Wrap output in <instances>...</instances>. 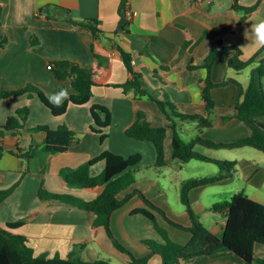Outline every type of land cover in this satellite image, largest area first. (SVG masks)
Segmentation results:
<instances>
[{"label": "crops", "instance_id": "1", "mask_svg": "<svg viewBox=\"0 0 264 264\" xmlns=\"http://www.w3.org/2000/svg\"><path fill=\"white\" fill-rule=\"evenodd\" d=\"M127 1L133 17L127 30H121V0H0V36L7 38L0 48V90H16L32 83L48 97L62 88L70 95L73 92L70 80L58 79L53 69L48 68L52 62L69 60L88 68L94 62L95 51L109 66V73L93 88L90 100L79 106L69 105L62 116L52 115L36 97L27 94L0 100V190L14 186L0 202V227L28 216L27 222L13 232L27 238L35 255L59 254L65 258L74 245L80 244L77 251L84 259L133 264L129 254L116 249L104 228L92 230L85 210L39 196L43 188L48 193H69L92 200L95 192L65 185L60 170L77 167L104 151L124 156L140 153L142 159L136 182L123 191L121 197L138 190L162 208L171 220L184 226L191 225V209L209 230L222 236L226 211H213L211 204L228 200L240 191L264 203V150L251 145H228L251 133L250 127L240 119L224 118L235 112L238 86L234 82L210 89L214 101L210 126L200 127L191 120L177 123L181 136L187 141L200 136L222 144L214 147L198 141L194 144L196 151L235 165L227 177L190 188L188 205L180 197L182 183L191 178L217 175L218 165L209 159L180 162L172 158V131L168 129L164 140L167 166L156 170L153 144L129 137L125 129L134 122L138 110H144L155 126L166 125L168 121L156 102L147 96L136 99L132 92L123 95L121 89L114 86L131 76L124 64L122 49L131 54L134 71L141 74L143 85L153 95L170 100L182 113L207 116L203 98L206 80L221 83L235 79L245 90L253 69L264 58L262 51L242 69L232 66L235 55L248 60L261 48L253 43L254 38L245 33V29L264 20V0H216L208 5L193 0ZM235 1L244 7H255L244 17V9L233 7ZM55 6L69 8L76 19L99 20L104 34L93 39L87 27L74 24ZM222 47L228 49L216 58L208 71L203 65L204 59L210 50ZM97 104L106 106L111 113V124L106 130L108 137L103 142L94 131L97 128L91 117V107ZM24 106L30 109L24 126L19 130L6 129L7 117ZM256 119L264 123V116ZM63 123L77 133L78 141L64 152H46L45 132L34 128L46 125L55 129ZM184 128L190 130L189 138L184 136ZM28 154H31L29 158ZM103 168L104 163L97 162L90 173L97 175ZM166 181L173 186V194L178 195L184 207H172L171 187ZM136 207H145L139 195H133L112 212L110 228L114 237L138 258L148 253L144 240L161 241V237L143 214H131ZM157 218L173 240L185 243L190 239L189 231L172 226L159 215ZM255 256L264 258V245H255ZM162 263V257L156 253L144 264ZM184 264H244V261L232 251L224 250L195 256Z\"/></svg>", "mask_w": 264, "mask_h": 264}, {"label": "trees", "instance_id": "2", "mask_svg": "<svg viewBox=\"0 0 264 264\" xmlns=\"http://www.w3.org/2000/svg\"><path fill=\"white\" fill-rule=\"evenodd\" d=\"M128 7V1L121 0L119 6V28L121 30H127V26L131 21L126 16ZM233 7L244 9L246 13L244 17H246L255 6L244 7L235 1ZM54 8L74 24L87 27L93 39H99L104 34V31L99 27V20L95 18L76 19L69 8L62 6H55ZM47 16L52 17V15ZM6 42V36H0V48ZM227 49L228 47H222L220 49L210 50L204 59V67L210 71L216 58ZM262 51H264V47H261L248 60L241 59L237 54L232 58V66L236 70H240L255 60ZM121 54L126 69L130 72L131 76L125 82L118 83L114 86L120 88L123 95L132 92L133 97L136 99L147 96L150 100L156 102L168 121L166 125L155 126L148 120L147 113L144 110H138L134 122L125 129V133L129 137L153 144L156 152V170H161L167 166L164 140L168 129L172 131V158L180 162H186L190 159H209L219 167V173L217 175L191 178L184 181L180 188V197L183 203L186 205L189 204L188 191L193 186L214 183L227 177L235 169L234 162L232 161L211 158L194 149V144L198 141L214 147L221 146V143H216L200 136L192 141H187L181 136L177 127L178 122L187 120L196 121L200 127L211 125L210 116L214 107V101L211 97L210 89L213 86L228 82H234L238 86V93L235 99V112L233 115L225 116L224 118H238L245 122L251 129L249 136L228 145H251L264 150V123L256 119L258 116H264V92L261 88V81L264 77V58H261L259 65L253 69L248 87L245 90L241 88L240 83L235 79H227L221 83H213L207 79L203 89L205 109L208 114L205 116L201 114L182 113L178 111L176 105L170 100L160 99L156 95H153L143 85L141 74L134 71L131 54L122 49ZM93 56L94 62L88 68L81 67L77 63L69 60H56L52 62L51 68L55 76L58 79H69L73 88V92L69 95V98L60 107H54L50 104L48 96L44 91L32 83H28L24 87L16 90H0V100L27 94L31 98H39L40 102L52 115L62 116L66 113L69 105L79 106L87 103L93 95V88L101 84L109 73V66L104 62L103 56L95 51H93ZM241 95H243V99H240ZM29 113L30 109L27 106L16 109L13 115L7 117L4 127L6 129L19 130L24 126ZM99 113L102 114V117L99 116ZM91 117L97 128L94 131L99 134L100 141L103 142L108 137L106 130L111 124V113L106 106L97 104L91 107ZM34 129L45 132L43 146L44 150L48 153L64 152L78 141L77 133L65 123L55 129H51L46 125H39ZM30 155L28 154L26 157L29 158ZM141 159L142 156L140 153L124 156L112 151H104L77 167L62 168L60 170L62 182L70 187L95 192L96 196L92 200H85L69 193H48L43 188L40 189L39 196L42 199L60 200L85 210L88 213V222L92 230L96 232L100 227L104 228L112 239L114 246L118 250L128 253L133 264H144L152 254L156 253L162 257V264H184L186 260L195 256L209 255L224 250L232 251L238 255L244 261V264H264V258H257L255 256V245H264V203L253 200L247 194L240 191L234 193L228 200L211 204L210 209L213 211H226V221L222 236H217L209 230L199 221L191 209H189V212L192 224L190 226H184L171 220L162 208L138 190H134L130 194L121 197V193L136 182V176L140 172L139 163ZM100 161L104 163L103 170L97 175H92L90 173L91 167ZM13 189L14 186L0 190V202ZM133 195H139L145 207H136L131 211V214H143L150 220L153 230L161 237V241L153 239L144 240L143 242L148 249V253L138 258L114 237L110 228V216L112 212L123 206ZM157 215L161 216L172 226L189 231L191 233L190 239L185 243L173 240L168 230L160 224ZM27 220L28 216L7 222L4 227H0V264H108L103 260L90 261L84 259L77 251L82 246L80 244L74 245V248L65 258L59 254H55L52 257H49L46 253L35 255L34 249L28 244L27 238L20 233L13 232L14 229L23 226Z\"/></svg>", "mask_w": 264, "mask_h": 264}, {"label": "clouds", "instance_id": "3", "mask_svg": "<svg viewBox=\"0 0 264 264\" xmlns=\"http://www.w3.org/2000/svg\"><path fill=\"white\" fill-rule=\"evenodd\" d=\"M245 33L251 35L253 43L259 48L264 47V20H260L257 23L251 24L250 28L245 29ZM69 98V92L67 89H60L58 92L49 95V103L54 107H60Z\"/></svg>", "mask_w": 264, "mask_h": 264}, {"label": "rangeland", "instance_id": "4", "mask_svg": "<svg viewBox=\"0 0 264 264\" xmlns=\"http://www.w3.org/2000/svg\"><path fill=\"white\" fill-rule=\"evenodd\" d=\"M262 85V90L264 89V79L262 80V83H261ZM37 98V97H36ZM38 100H39V98H37ZM39 102H40V100H39ZM41 103V102H40ZM186 128V127H185ZM185 128H184V136L186 137V138H189L188 136V134H189V129H186L185 130ZM166 182H168V181H166ZM168 187H171V190H170V200H169V202H170V204L172 205V207H184L183 206V204H182V202L179 200V197H178V195L176 196V195H174L173 193H174V190H173V186H171V184H169V182H168ZM168 191H169V188L167 189ZM218 200V199H217ZM217 202V201H216ZM117 210V209H116ZM115 211V210H114ZM198 218V217H197ZM191 224H192V222H191ZM156 241H157V239H156ZM114 245V244H113ZM116 247V246H115ZM117 249V248H116ZM120 251V250H119ZM124 253H126V252H124ZM128 254V253H127ZM185 263V262H184Z\"/></svg>", "mask_w": 264, "mask_h": 264}, {"label": "built area", "instance_id": "5", "mask_svg": "<svg viewBox=\"0 0 264 264\" xmlns=\"http://www.w3.org/2000/svg\"><path fill=\"white\" fill-rule=\"evenodd\" d=\"M195 3L197 4H212L214 3L216 0H193ZM126 16L128 19H132L133 17V11L131 10L130 6L127 8V11H126ZM48 68H51V64L48 65Z\"/></svg>", "mask_w": 264, "mask_h": 264}, {"label": "water", "instance_id": "6", "mask_svg": "<svg viewBox=\"0 0 264 264\" xmlns=\"http://www.w3.org/2000/svg\"><path fill=\"white\" fill-rule=\"evenodd\" d=\"M262 88V87H261Z\"/></svg>", "mask_w": 264, "mask_h": 264}]
</instances>
